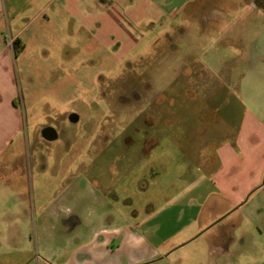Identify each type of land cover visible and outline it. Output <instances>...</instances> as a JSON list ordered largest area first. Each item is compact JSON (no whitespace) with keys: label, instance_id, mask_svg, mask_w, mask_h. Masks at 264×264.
<instances>
[{"label":"rangeland","instance_id":"1","mask_svg":"<svg viewBox=\"0 0 264 264\" xmlns=\"http://www.w3.org/2000/svg\"><path fill=\"white\" fill-rule=\"evenodd\" d=\"M218 1L205 26L134 50L90 47L85 30L50 40L46 79L26 91L25 173L0 178V264H40L117 218H149L172 245L202 234L170 258L187 264H207L206 239L232 227L259 242L249 215L264 190L235 212L248 195L234 206L210 172L245 116L264 115V0Z\"/></svg>","mask_w":264,"mask_h":264},{"label":"crops","instance_id":"2","mask_svg":"<svg viewBox=\"0 0 264 264\" xmlns=\"http://www.w3.org/2000/svg\"><path fill=\"white\" fill-rule=\"evenodd\" d=\"M218 3V0H0V178L7 176L8 168L21 176L25 173L26 165L17 158L27 144L26 91L32 81L37 80L39 85L45 81L50 49L56 48L51 41L73 42L85 30L90 47L110 49L117 45L134 50L141 47L149 33L168 32V26L171 37L183 30L188 33L191 22L205 26L209 21L207 13L215 10L212 6ZM191 8L195 11L188 18L185 14ZM187 19L190 22L184 21ZM95 48L89 51L94 52ZM217 155L222 168L210 172L217 183L216 191L227 193L234 206L248 195L239 210L255 193L264 190V115L262 119L246 115L237 139L219 147ZM251 206L249 217L259 223L256 225L259 242L253 245L247 233L237 239L232 234L236 227H232L219 237L206 239L207 247L202 254L207 264H229L226 261L233 260L235 252L239 253L240 264H264V192ZM135 221L119 222L117 218L111 227L93 230L87 237L79 235L78 243L41 259L40 264H187L185 258H170L200 236L172 245L171 240L157 239L159 228L151 230V219ZM142 230L150 234L141 233Z\"/></svg>","mask_w":264,"mask_h":264},{"label":"water","instance_id":"3","mask_svg":"<svg viewBox=\"0 0 264 264\" xmlns=\"http://www.w3.org/2000/svg\"><path fill=\"white\" fill-rule=\"evenodd\" d=\"M247 200H248V198H247ZM247 200H246V201H247ZM238 208H239V207H237L234 211L238 210ZM220 221H221V220H220ZM220 221H218V223H219ZM218 223H216V224H218ZM206 231H207V230H206ZM206 231H205V232H206ZM205 232H204V233H205ZM200 235H202V234H200ZM200 235H199V236H200ZM199 236H198V237H199Z\"/></svg>","mask_w":264,"mask_h":264}]
</instances>
